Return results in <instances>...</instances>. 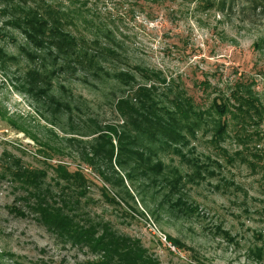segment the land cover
<instances>
[{
  "label": "rangeland",
  "instance_id": "obj_1",
  "mask_svg": "<svg viewBox=\"0 0 264 264\" xmlns=\"http://www.w3.org/2000/svg\"><path fill=\"white\" fill-rule=\"evenodd\" d=\"M58 9L62 14L51 12ZM42 18L60 20L78 47L62 44L61 59L52 44L46 45L52 52L37 47L28 35ZM0 49L7 56L0 60V264L92 258L35 220L7 169L15 159L47 168L42 143L68 146L61 140L71 137V123L76 133L89 131L82 126L89 117L122 125L119 100L151 86L162 104L179 102L187 110L189 100L203 116L196 138L178 148L185 158L165 157L186 178L182 192L171 196L181 197L176 209L158 207L169 191L165 176L158 177L154 189L164 190L156 199L140 179L135 186L145 192L115 204L76 147L71 157L57 154L50 162L81 164L89 193L80 207L141 239L160 264H264V0H0ZM84 51H98L95 69L81 63ZM34 69L49 77V95L71 111L48 104L47 84L28 85ZM223 123L226 132L214 136Z\"/></svg>",
  "mask_w": 264,
  "mask_h": 264
},
{
  "label": "trees",
  "instance_id": "obj_2",
  "mask_svg": "<svg viewBox=\"0 0 264 264\" xmlns=\"http://www.w3.org/2000/svg\"><path fill=\"white\" fill-rule=\"evenodd\" d=\"M51 12L54 15L62 14L60 10ZM41 20L39 26L30 27L31 35H28L37 47L50 52L53 47L60 59L59 48L65 43L72 44L74 48L78 47L76 38L63 29L60 20H53L51 24L43 18ZM62 39L68 41L62 42ZM48 44H52L50 48L46 46ZM97 54L98 51H84V63H81L88 69H95L98 63ZM6 57V53L0 49V60ZM28 75L31 76L28 83L31 88L34 84H47L44 90L49 91L48 76L35 69L29 71ZM116 79L123 82L119 75H116ZM157 96L155 87L151 86L140 87L132 96L121 98L116 105V110L123 119L120 126L103 125L89 117L82 122L83 129L87 128L89 131L76 133L78 127L71 123V137L61 140L67 141L68 146L47 141L42 143L45 147L40 151L49 160L44 161L47 168L27 166L22 160L15 159L13 166L7 169L12 181L24 191L25 195L20 198L35 220L58 237L60 242L86 250L92 255L91 259L80 264H160L159 259L150 253L141 239L118 232L111 222L94 219L88 211L80 207L82 198L89 193V177L81 164L72 168V165L59 159L56 163L50 162L57 154L71 157L70 147H76L80 162L98 173L104 182V198L115 204L126 201V197L134 201V196H141L143 189L139 190L135 186L140 179L146 181L141 186L151 190V198L156 199L164 190L160 187L154 189L158 186V177L165 176V186L169 191L163 202L158 203V207L164 208L167 204L168 207L176 209L180 205L181 197L179 201H173L171 196L182 192L186 178L178 168L169 169L165 157L175 154L181 159L185 158L178 148L186 144L188 136L196 138L203 116L189 100L187 104L191 108L184 110L179 102L168 107ZM45 97L48 104L62 106V110L72 109L69 103L59 101L55 95L50 96L49 92L45 93ZM55 118L58 119L54 117V120ZM48 123L53 125V119H49ZM226 128L225 123L219 124L214 136L222 135ZM49 132L58 138L52 129ZM49 170L53 174L50 182ZM186 177L190 179V175ZM157 209L151 211L156 219L159 214ZM12 210L20 216L27 215L25 210L18 207H13ZM167 239L180 247L172 237L167 236Z\"/></svg>",
  "mask_w": 264,
  "mask_h": 264
}]
</instances>
